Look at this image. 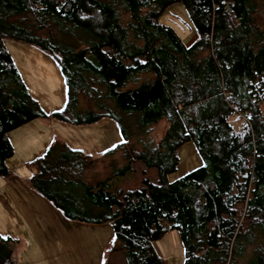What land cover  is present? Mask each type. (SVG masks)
Listing matches in <instances>:
<instances>
[{
  "label": "trees",
  "instance_id": "obj_1",
  "mask_svg": "<svg viewBox=\"0 0 264 264\" xmlns=\"http://www.w3.org/2000/svg\"><path fill=\"white\" fill-rule=\"evenodd\" d=\"M256 1L0 0V177L11 175L9 132L48 117L77 126L111 119L124 141L107 155L124 163L104 180L88 184L90 157L65 146L34 163L33 185L66 218L110 222L111 248L120 244L128 264H168L156 244L171 232L184 264H264V28ZM178 3L198 34L190 47L161 23ZM7 39L57 61L67 85L63 110L50 115L31 96ZM128 117L142 130L136 143ZM162 122L164 135L146 139ZM191 141L203 165L170 182L179 149ZM136 162L157 170V184L144 179L141 189L107 191Z\"/></svg>",
  "mask_w": 264,
  "mask_h": 264
},
{
  "label": "crops",
  "instance_id": "obj_2",
  "mask_svg": "<svg viewBox=\"0 0 264 264\" xmlns=\"http://www.w3.org/2000/svg\"><path fill=\"white\" fill-rule=\"evenodd\" d=\"M104 120L92 125H101L100 123ZM52 121L56 119L31 121L27 123L31 126L25 124L27 127L23 126L25 128L19 134H15L14 140L10 135L16 129L7 134L14 147V155L7 161L11 175L8 178L0 177V240H6L7 245V249H4L5 244L0 241V250L6 251V254L0 253V264H128L120 244L111 248L115 242V233L110 222L96 224L70 220L39 188L33 185V178L39 173L34 163L45 157L49 149L56 145L60 147L58 151L69 148L73 151H81L90 157L84 167L83 178L91 184L87 172L88 164L113 157L108 156L107 152L121 144L124 141L123 136L121 142L103 152L107 147H104L105 136L104 132L100 131L102 126H99L97 137L92 140L81 139L83 143H79L86 145L85 141L88 142L92 148L88 150L94 152L95 156L78 150L81 149L80 147L71 148L66 143L64 135L66 129ZM50 125H52L54 137L51 138L50 128L46 140L43 138V132ZM56 128L62 130L61 137L57 136ZM119 131L121 133L120 128ZM15 140L18 142L17 145L14 143ZM17 151L23 154L20 156V161L16 165H10V160L17 155ZM42 154L44 155L41 156ZM48 187L54 190L57 183L53 182ZM96 191L97 189H94V192ZM82 210L88 212L87 209ZM173 233L175 243L182 246L178 233ZM97 245L101 247L100 253H98L99 248L95 247ZM156 247L165 261L173 259L167 245L158 242ZM95 253L96 256H94Z\"/></svg>",
  "mask_w": 264,
  "mask_h": 264
},
{
  "label": "rangeland",
  "instance_id": "obj_3",
  "mask_svg": "<svg viewBox=\"0 0 264 264\" xmlns=\"http://www.w3.org/2000/svg\"><path fill=\"white\" fill-rule=\"evenodd\" d=\"M254 6L256 9L255 17L259 21L260 25L264 28V0L256 1ZM161 23L173 27L177 34L181 37L183 43L188 47L193 45L198 38L197 31L194 27L188 9L182 3L172 5L166 9L161 17ZM5 44L29 93L38 102L40 107L50 115L54 112L63 110L67 103V85L65 77L57 61L49 53L34 45L21 43L12 39H7ZM105 100L107 104L114 107L112 101L108 99ZM82 105L83 107L92 106L88 100H86V98L82 99ZM48 119L51 120V117H48ZM127 119L129 124L126 123L125 126L129 131L132 132L133 142L136 143L139 139V136H141L140 133L142 130L138 126L136 118L128 117ZM58 121L59 120L52 122H55L54 124L58 126L61 124L66 129L64 132L66 143L73 149H78L77 147H80L81 149L78 150L85 151L86 153L92 155H95V153L88 150H92V148H90L88 145V142L85 141L86 145L79 143H83L81 139L92 140L94 137H97L100 128L99 126H102L100 131H103L105 136L104 147H107V149L103 150V152L122 141V135L119 131L118 124L113 120L105 119L102 123H100L101 125H86L80 127H76L75 125L71 126L72 124L70 123H61V121ZM239 124L241 125L242 122L239 121ZM239 124H237V126ZM26 125L31 126L28 124ZM23 126L20 127V129L18 128L12 132L10 137L13 140L15 134H19L25 128ZM50 128L52 134L51 138L54 137L52 125H50V127L47 126L48 131L45 129L43 132L44 139L46 138L47 133L49 134ZM56 129L57 136L61 137L62 130L59 128ZM166 129L167 124L165 122L159 123L157 126L152 128L150 134L146 135L145 137L146 139L159 140L164 135ZM14 143L17 145L18 142L15 140ZM22 148L23 144L21 142V149ZM43 153L45 154L46 150ZM22 155L23 154H20V151H17V155L10 160L9 164L16 165L19 163L20 156ZM179 157V167L176 172L169 175L170 182H174L186 176L190 172L203 165V159L194 142L192 141L186 143L179 149ZM123 163L124 162L120 156H113L108 160L104 159L96 163L88 164L87 172L90 181H93L94 183L97 180H104L108 176L112 175L118 168L122 167ZM144 179H149L151 184H157L158 172L155 168H146L141 162H136L132 165V169L124 176L112 177L107 183L109 185L108 190L115 196L118 189H141L143 187ZM160 242L161 244L167 245V249L171 255H173L172 260L166 259L168 264L185 263L183 246L175 243V236L173 232L164 236ZM95 247L99 248L98 253H100L101 247L98 245ZM96 255L97 254L95 253L94 256ZM115 261H117V259H115ZM98 262L100 263V261ZM95 263H97V261H95Z\"/></svg>",
  "mask_w": 264,
  "mask_h": 264
},
{
  "label": "built area",
  "instance_id": "obj_4",
  "mask_svg": "<svg viewBox=\"0 0 264 264\" xmlns=\"http://www.w3.org/2000/svg\"><path fill=\"white\" fill-rule=\"evenodd\" d=\"M252 83V82H251ZM260 87V85H259ZM263 93V94H262ZM261 97H260V104L264 105V92H261ZM241 117L246 120L247 122H249L248 118H247V114L245 115H241ZM169 264H172V263H169Z\"/></svg>",
  "mask_w": 264,
  "mask_h": 264
}]
</instances>
